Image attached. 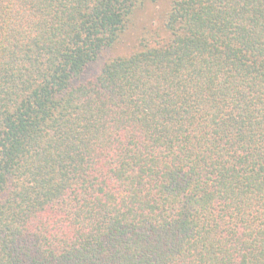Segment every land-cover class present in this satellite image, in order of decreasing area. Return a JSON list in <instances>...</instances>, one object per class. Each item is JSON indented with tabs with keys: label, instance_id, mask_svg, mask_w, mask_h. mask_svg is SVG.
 Listing matches in <instances>:
<instances>
[{
	"label": "trees",
	"instance_id": "1",
	"mask_svg": "<svg viewBox=\"0 0 264 264\" xmlns=\"http://www.w3.org/2000/svg\"><path fill=\"white\" fill-rule=\"evenodd\" d=\"M0 264H264V0H0Z\"/></svg>",
	"mask_w": 264,
	"mask_h": 264
},
{
	"label": "rangeland",
	"instance_id": "2",
	"mask_svg": "<svg viewBox=\"0 0 264 264\" xmlns=\"http://www.w3.org/2000/svg\"><path fill=\"white\" fill-rule=\"evenodd\" d=\"M160 7L156 6H145L137 10L134 19V26H130L123 37L122 42L117 45V48L113 50L112 55L127 54L136 45L140 38V33L143 26L150 24L153 20L156 22L160 17Z\"/></svg>",
	"mask_w": 264,
	"mask_h": 264
}]
</instances>
